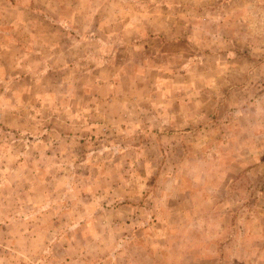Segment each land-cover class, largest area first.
<instances>
[{
  "label": "rangeland",
  "instance_id": "obj_1",
  "mask_svg": "<svg viewBox=\"0 0 264 264\" xmlns=\"http://www.w3.org/2000/svg\"><path fill=\"white\" fill-rule=\"evenodd\" d=\"M0 264H264V0H0Z\"/></svg>",
  "mask_w": 264,
  "mask_h": 264
}]
</instances>
